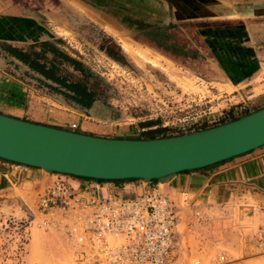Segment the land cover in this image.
<instances>
[{
    "label": "rangeland",
    "instance_id": "1",
    "mask_svg": "<svg viewBox=\"0 0 264 264\" xmlns=\"http://www.w3.org/2000/svg\"><path fill=\"white\" fill-rule=\"evenodd\" d=\"M12 11L34 23L31 37L10 46L52 42L98 78L104 104L119 116L87 131L102 138L174 136L264 106V0H0L1 30L2 15ZM0 71L20 80L43 109L86 112L1 46ZM130 182L98 184L131 198ZM92 185L84 181L82 188L94 193ZM185 207L177 230L189 257L201 264H264V204L231 198L221 206ZM67 254L57 212L41 213L37 204L27 207L0 191V264H61Z\"/></svg>",
    "mask_w": 264,
    "mask_h": 264
},
{
    "label": "water",
    "instance_id": "2",
    "mask_svg": "<svg viewBox=\"0 0 264 264\" xmlns=\"http://www.w3.org/2000/svg\"><path fill=\"white\" fill-rule=\"evenodd\" d=\"M264 144V106L234 120L174 136L102 138L0 114V160L93 180L167 183Z\"/></svg>",
    "mask_w": 264,
    "mask_h": 264
},
{
    "label": "built area",
    "instance_id": "3",
    "mask_svg": "<svg viewBox=\"0 0 264 264\" xmlns=\"http://www.w3.org/2000/svg\"><path fill=\"white\" fill-rule=\"evenodd\" d=\"M70 178L56 174L37 200L39 212L61 219L68 252L61 264H201L183 251L179 206L157 183L138 181L139 192L124 198L105 193L97 180L93 193L73 187Z\"/></svg>",
    "mask_w": 264,
    "mask_h": 264
},
{
    "label": "crops",
    "instance_id": "4",
    "mask_svg": "<svg viewBox=\"0 0 264 264\" xmlns=\"http://www.w3.org/2000/svg\"><path fill=\"white\" fill-rule=\"evenodd\" d=\"M84 14L89 15L86 12ZM2 17L6 19L5 29H10V31L0 29V39L7 43L6 45L32 36L31 27L34 22L29 16L12 11L5 13ZM109 28L110 30L107 28L105 30L117 38L116 31L110 26ZM117 41L120 45L118 38ZM240 52L241 50L238 51L239 54ZM247 53L252 58V50L248 49L244 52V54ZM253 70L249 74L253 73ZM22 85L20 80L0 71V114L58 129L63 128L60 124H67L68 127L74 129L64 130L96 137L99 135L87 131H97L99 129L96 126L97 123L111 124L119 120L115 111L98 103L86 110L84 114H76V111L70 108L65 109L67 113L43 109L36 102L29 100L30 96L25 93ZM77 117H82V119ZM44 173L38 168L0 160V191L8 190L27 207L29 204L35 205L41 186L46 182L49 185L56 175ZM84 181L87 182L84 179L74 178L70 183L73 187L82 188ZM136 183H129L128 187L131 191L129 196L139 192L140 188L135 186ZM148 185L154 184L148 183ZM159 189L179 206L181 216L186 211V205L187 209L204 205L221 206L226 205L231 198H235V201L249 198L259 205L264 204V144L203 169L179 172ZM182 223V220H179L178 226Z\"/></svg>",
    "mask_w": 264,
    "mask_h": 264
},
{
    "label": "trees",
    "instance_id": "5",
    "mask_svg": "<svg viewBox=\"0 0 264 264\" xmlns=\"http://www.w3.org/2000/svg\"><path fill=\"white\" fill-rule=\"evenodd\" d=\"M0 46L8 56L20 62L31 72L48 81L52 85V87H54V91L62 95L64 99L68 100L76 108L86 111L91 109L97 103L107 108V106L104 104V101L102 100L103 86L98 78L93 76V74L89 72V70L79 61L60 51L52 42H37L27 46L24 50L11 47L6 44H0ZM244 114H247V112L241 115ZM236 118L237 117H231L228 120L222 121L218 124H222ZM211 126H204L200 129H204L206 127L208 128ZM155 137L158 136L149 135L142 139H151ZM80 179H84L89 182L94 181L93 179L88 178ZM97 181L119 184L126 181L138 182L139 180L128 179L117 181ZM149 183L155 184V181L151 180Z\"/></svg>",
    "mask_w": 264,
    "mask_h": 264
},
{
    "label": "bare ground",
    "instance_id": "6",
    "mask_svg": "<svg viewBox=\"0 0 264 264\" xmlns=\"http://www.w3.org/2000/svg\"><path fill=\"white\" fill-rule=\"evenodd\" d=\"M124 44H125V43H124ZM126 47H127V49H128V50H130V51H132V52H133V50L131 49V47H130V46L126 45ZM126 47H124V48H126ZM142 183H145V182H142ZM159 184H165V183H158V185H159Z\"/></svg>",
    "mask_w": 264,
    "mask_h": 264
}]
</instances>
